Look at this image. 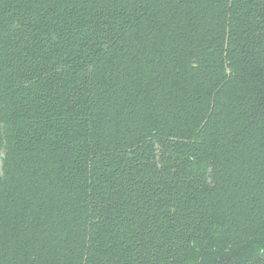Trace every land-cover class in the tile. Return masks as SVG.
Listing matches in <instances>:
<instances>
[{
  "label": "trees",
  "instance_id": "trees-1",
  "mask_svg": "<svg viewBox=\"0 0 264 264\" xmlns=\"http://www.w3.org/2000/svg\"><path fill=\"white\" fill-rule=\"evenodd\" d=\"M0 264H264V0H0Z\"/></svg>",
  "mask_w": 264,
  "mask_h": 264
}]
</instances>
